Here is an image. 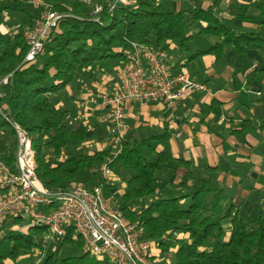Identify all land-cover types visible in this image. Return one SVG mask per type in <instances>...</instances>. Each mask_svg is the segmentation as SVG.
I'll list each match as a JSON object with an SVG mask.
<instances>
[{
    "label": "trees",
    "instance_id": "1",
    "mask_svg": "<svg viewBox=\"0 0 264 264\" xmlns=\"http://www.w3.org/2000/svg\"><path fill=\"white\" fill-rule=\"evenodd\" d=\"M42 1L74 17L62 18L43 50L25 61L28 43L21 26L34 22L38 14L33 8L38 7L31 0H0V25L7 27L5 32L0 29V157L15 162L17 137L11 119L32 136L36 174L49 189L101 180L98 168L108 159L110 146L83 149L92 116L86 124L77 117L67 86L81 85L82 75L85 79L110 58L122 60L128 39L167 49L175 42L189 49L188 42L199 38L209 46L194 48L189 56L212 53L215 65L230 48L237 53L264 49V0H202L207 3L184 7L170 5L172 0ZM98 6L101 9L95 11ZM237 18H256L262 27L236 31L229 20ZM195 22L198 28L191 30ZM254 128L244 119L237 129L244 134ZM170 138L168 130L144 126L125 133L110 162L113 176L125 182L121 211L142 222L149 238L173 252L166 258L168 264H264V205L249 193L233 199L218 179L220 164L195 165L174 153ZM21 220L16 217L13 222ZM43 229L7 228L0 237V264L32 260L36 248L44 249ZM72 232L69 228L57 248L47 249L37 264H113L107 258L89 257ZM171 236L176 242L173 250L165 240ZM62 245H67L63 253Z\"/></svg>",
    "mask_w": 264,
    "mask_h": 264
},
{
    "label": "built area",
    "instance_id": "2",
    "mask_svg": "<svg viewBox=\"0 0 264 264\" xmlns=\"http://www.w3.org/2000/svg\"><path fill=\"white\" fill-rule=\"evenodd\" d=\"M31 1L42 11L24 30L28 43L25 61L35 59L43 50L46 37L62 18L74 17L42 0ZM116 1L110 4V11ZM100 9L98 6L95 11ZM170 57L167 48L128 39L118 84L109 89L85 83L86 97L77 105V117L86 124L94 107L102 111L100 117L106 125L108 142L115 147V151H111L113 155L121 149L122 138L130 130L126 121L127 101H165L174 106L191 91L208 90L204 81L192 76L187 64H175ZM3 81H7V77ZM10 123L16 132L17 146L14 164L0 157V237L7 228L24 230L40 225L44 227L41 239L45 245L62 239L72 228V237L81 239L91 255L107 258L113 264H168L167 259L159 255L160 248L154 239L147 236L145 225L129 219L121 211L114 197L104 190L102 180L78 181L65 189L47 188L36 174L32 136L16 121L10 119ZM112 157L98 168L100 176L106 180L113 175ZM16 217L22 220L13 222Z\"/></svg>",
    "mask_w": 264,
    "mask_h": 264
},
{
    "label": "crops",
    "instance_id": "3",
    "mask_svg": "<svg viewBox=\"0 0 264 264\" xmlns=\"http://www.w3.org/2000/svg\"><path fill=\"white\" fill-rule=\"evenodd\" d=\"M176 1L179 3L177 7L184 3V6H189L198 1L204 5L207 3L202 0ZM229 23L236 31L260 30L262 27L256 18H237L229 20ZM202 43L204 48L209 46L203 40ZM127 48L128 45L124 49ZM167 50L173 63L187 64L192 76L204 81L208 90L191 91L174 106H169L165 101H127L126 121L130 130L138 126H144L150 131L168 130L171 132L170 142L175 154L189 159L195 165L220 164L218 179L235 200L242 197L243 192L251 195L254 189L263 190L264 49L237 53L230 48L225 59L218 65H215L212 53L190 57L189 52H181L175 42L170 43ZM251 52L255 54L253 58H244ZM103 65H96L95 72L88 73L84 80L91 86L112 89L118 84L120 65H114V73L99 71ZM99 73L102 77H95ZM79 87V92H76L75 88L67 86V93L73 97L76 106L86 97L85 83ZM218 110L220 112L216 114ZM101 113L97 107L90 113L92 128L101 123L106 129ZM244 119H250L256 128L242 134L237 128ZM96 135L99 136V131ZM179 173H183V170ZM250 179L255 182L249 184L247 180ZM244 182L252 188H243Z\"/></svg>",
    "mask_w": 264,
    "mask_h": 264
},
{
    "label": "rangeland",
    "instance_id": "4",
    "mask_svg": "<svg viewBox=\"0 0 264 264\" xmlns=\"http://www.w3.org/2000/svg\"><path fill=\"white\" fill-rule=\"evenodd\" d=\"M132 1H135V0H132ZM173 1V3H169L170 5H173V6H178V1H176V0H172ZM184 5H185V3H184ZM184 5H182V4H180V6L181 7H184ZM31 8H33L32 6H30ZM33 10L35 11V13L36 14H38L37 15V17L41 14V11H42V9L41 8H36V9H34L33 8ZM36 17V18H37ZM35 18V19H36ZM11 20H13V18H10ZM21 19V18H20ZM21 23V22H20ZM24 25V24H23ZM27 26H29V24L27 25V24H25L24 26H21L22 27V29H24V28H26ZM198 28V23L197 22H195L194 24H192L191 25V27H190V29L191 30H196ZM0 29H1V31H3V32H5V31H7V27L4 25V24H1L0 25ZM188 45H189V49L188 48H185V47H180V51L181 52H190V51H192L194 48H199V47H202L203 46V43H202V40H200L199 38H197V39H193V40H190L189 42H188ZM199 46V47H198ZM125 47H123L122 49L125 51V49H124ZM180 51H179V53H180ZM253 56H255V54H254V52H251L250 54H247L246 56H244V58H248V59H250V58H253ZM118 63H120L119 62V59H113V58H110V59H108L107 61H105V64L103 65V68H99V71H102V72H104L105 70H107V71H110L111 73H114V72H116V70H115V66L114 65H120V64H118ZM108 67V68H107ZM84 76H85V74L84 75H82V78L80 77V79H82L83 81H82V83H87V82H85V80H84ZM88 77V76H87ZM86 77V78H87ZM95 77H97V78H100V77H102L101 76V73H99L98 74V76L96 75ZM81 83V84H82ZM89 84V83H88ZM69 87H72V88H75V91L76 92H79V89H80V87H79V85L78 84H74V83H72L71 85H69ZM77 102H78V100H77ZM76 105H74V107H75ZM77 107V106H76ZM105 127L104 126H102V124L100 123L98 126H95L94 128H91V130L88 132V141H86L85 142V144L83 145V149L84 150H86V151H94V150H97L99 147L98 146H101V148H107V147H109L110 146V143L108 142V135H107V132L105 131V129H104ZM131 129V128H130ZM99 131V136H100V139L96 136V133ZM110 149H111V151L113 150V151H115V147H112V146H110ZM113 156V153H109V155H108V158L109 157H112ZM99 176H100V173H99ZM100 178H101V180H103V182H105V184H112V183H114L113 185H111V186H106V187H104V190L107 192V193H109V194H111L113 197H114V199L116 200V203L119 205V206H121V204H122V194H120V192H122L123 190H124V188H125V182H123V181H120V180H118V179H116V177H114L113 175H112V177L111 178H109L108 180H106V179H104V178H102L101 176H100ZM158 181H162V180H158ZM248 182H249V184H253L254 182H255V180H252V179H250V180H247ZM159 182V183H160ZM244 187L243 188H246L247 190H249V189H251L252 187H249V186H247V183H245L244 182ZM247 193L246 192H243L242 193V195H246ZM251 199L253 200V201H256V202H259V203H262L263 205H264V189L262 190V189H254V191H252V193H251ZM181 237L183 236V234L182 233H178ZM172 237V236H171ZM168 243H170L168 246H169V248L170 249H174V248H172L174 245H175V241H174V237H172V238H170V237H166V239H165ZM169 240V241H168ZM171 241V242H170ZM61 242V239H58V240H56L55 242H48L47 244H45L44 245V249H42V247L40 248V247H38V249L36 248L35 250H34V252L32 253V260H28V259H24V260H22V261H20L21 262V264H37V263H39L40 261H41V259H42V255L43 254H45L46 252H47V249H56L57 248V246L59 245V243ZM154 242L156 243V245H158L159 246V255L161 254L162 256H163V258L164 259H166V258H169L170 259V257H171V255H173V252L172 251H170V250H167V249H164V246H162V245H159L158 244V242H157V240L156 239H154ZM171 245V246H170ZM65 246H67V245H62L61 246V249H60V251H61V253H63V251H64V247ZM66 251V250H65ZM66 252H68V251H66ZM43 253V254H42ZM28 256H31V255H29L28 254ZM88 256L90 257L91 256V253L90 252H88ZM37 261H39V262H37ZM8 264H13L12 262H8Z\"/></svg>",
    "mask_w": 264,
    "mask_h": 264
}]
</instances>
